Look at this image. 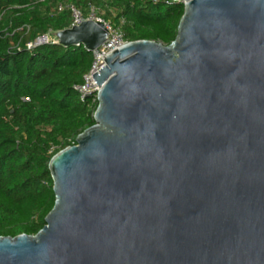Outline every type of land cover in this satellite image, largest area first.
<instances>
[{"label": "water", "instance_id": "1", "mask_svg": "<svg viewBox=\"0 0 264 264\" xmlns=\"http://www.w3.org/2000/svg\"><path fill=\"white\" fill-rule=\"evenodd\" d=\"M176 39L99 62L95 124L49 163L36 234L0 264H264V0H185ZM95 51L85 20L58 31Z\"/></svg>", "mask_w": 264, "mask_h": 264}, {"label": "trees", "instance_id": "2", "mask_svg": "<svg viewBox=\"0 0 264 264\" xmlns=\"http://www.w3.org/2000/svg\"><path fill=\"white\" fill-rule=\"evenodd\" d=\"M74 4L120 26L127 42L171 44L183 3L166 0H0V236L36 235L56 202L53 156L96 122L98 101L81 100L95 56L84 44L27 49L39 36L69 28Z\"/></svg>", "mask_w": 264, "mask_h": 264}, {"label": "built area", "instance_id": "3", "mask_svg": "<svg viewBox=\"0 0 264 264\" xmlns=\"http://www.w3.org/2000/svg\"><path fill=\"white\" fill-rule=\"evenodd\" d=\"M167 4L171 3H183L185 4V0H166ZM69 10L71 12L72 22L70 27L79 25L85 20H93L95 22L101 23L105 26L108 31V39L106 42L99 47L98 50L94 51V62L90 69V71L84 76V83L82 85L76 86L75 88L81 95V100H86L89 97H94L98 101V93L99 87L93 81V74L97 72L96 68L100 61L103 60L104 57L110 55L114 50L120 49L128 42L125 41L122 28L120 26H116L110 21L105 20L102 16L99 15L97 9L91 6L87 16L84 15L81 9H79L74 4L68 5H59L58 11ZM59 43V40L55 34H45L39 36L34 42H30L27 44V49H33L37 46L47 45Z\"/></svg>", "mask_w": 264, "mask_h": 264}]
</instances>
